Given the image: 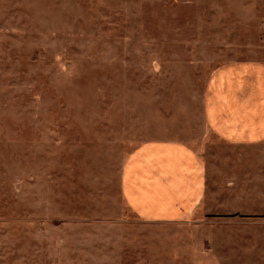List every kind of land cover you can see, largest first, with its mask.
<instances>
[{
    "label": "rangeland",
    "instance_id": "obj_1",
    "mask_svg": "<svg viewBox=\"0 0 264 264\" xmlns=\"http://www.w3.org/2000/svg\"><path fill=\"white\" fill-rule=\"evenodd\" d=\"M243 60L264 62V0H0V264L246 255L236 228L146 220L121 189L131 152L181 134L211 74Z\"/></svg>",
    "mask_w": 264,
    "mask_h": 264
},
{
    "label": "crops",
    "instance_id": "obj_2",
    "mask_svg": "<svg viewBox=\"0 0 264 264\" xmlns=\"http://www.w3.org/2000/svg\"><path fill=\"white\" fill-rule=\"evenodd\" d=\"M180 129L141 143L127 157L125 201L153 222L197 217L205 226L218 225V234L234 227L233 241L246 255L220 263L264 264V208L254 207L264 201V62L218 67L205 86L201 112L183 114ZM205 130L220 147L202 157L192 141Z\"/></svg>",
    "mask_w": 264,
    "mask_h": 264
}]
</instances>
